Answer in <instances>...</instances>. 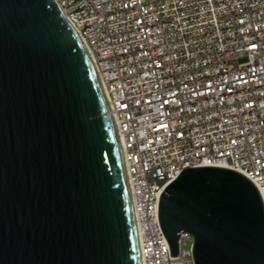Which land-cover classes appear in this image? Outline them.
<instances>
[{
    "label": "water",
    "instance_id": "1",
    "mask_svg": "<svg viewBox=\"0 0 264 264\" xmlns=\"http://www.w3.org/2000/svg\"><path fill=\"white\" fill-rule=\"evenodd\" d=\"M155 202L169 256L188 232L193 264H264V203L240 172L184 166ZM138 263L119 145L78 36L54 0H0V264Z\"/></svg>",
    "mask_w": 264,
    "mask_h": 264
},
{
    "label": "built area",
    "instance_id": "2",
    "mask_svg": "<svg viewBox=\"0 0 264 264\" xmlns=\"http://www.w3.org/2000/svg\"><path fill=\"white\" fill-rule=\"evenodd\" d=\"M54 1L121 138L139 263L193 264L188 232L169 256L155 193L184 166H221L264 203V0Z\"/></svg>",
    "mask_w": 264,
    "mask_h": 264
},
{
    "label": "bare ground",
    "instance_id": "3",
    "mask_svg": "<svg viewBox=\"0 0 264 264\" xmlns=\"http://www.w3.org/2000/svg\"><path fill=\"white\" fill-rule=\"evenodd\" d=\"M79 41H80L82 47L84 48V50H85V52H86V54H87V56H88V58H89V60L91 62V59H90V55H89L88 50L86 49V47H85L84 43L82 42V40L79 39ZM101 92H102V90H101ZM102 95H103V92H102ZM111 125H112V127L114 129L115 136H116V141H117V143L119 145V155H120V158H121V161H122L124 148H123V145H122V142H121V138H120V135L117 132L116 126H115L114 122H112V120H111ZM122 165H123V161H122ZM123 170H124V165H123ZM125 181H126V178H125ZM126 187H127V182H126ZM135 240H136V234H135ZM138 262H139V256H138ZM138 264H140V263H138Z\"/></svg>",
    "mask_w": 264,
    "mask_h": 264
},
{
    "label": "rangeland",
    "instance_id": "4",
    "mask_svg": "<svg viewBox=\"0 0 264 264\" xmlns=\"http://www.w3.org/2000/svg\"><path fill=\"white\" fill-rule=\"evenodd\" d=\"M231 63H234V62H231ZM186 245H188V244L186 243Z\"/></svg>",
    "mask_w": 264,
    "mask_h": 264
}]
</instances>
